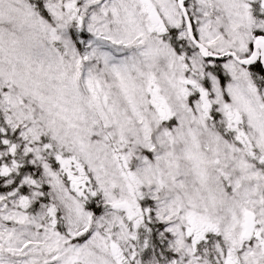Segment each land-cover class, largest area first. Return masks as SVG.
I'll return each instance as SVG.
<instances>
[{
    "label": "snow or ice",
    "instance_id": "1",
    "mask_svg": "<svg viewBox=\"0 0 264 264\" xmlns=\"http://www.w3.org/2000/svg\"><path fill=\"white\" fill-rule=\"evenodd\" d=\"M0 264H264V0H0Z\"/></svg>",
    "mask_w": 264,
    "mask_h": 264
}]
</instances>
